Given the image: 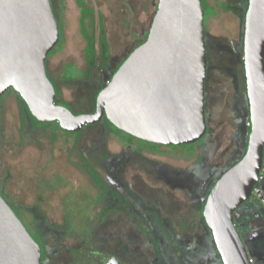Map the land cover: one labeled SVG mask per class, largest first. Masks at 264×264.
Segmentation results:
<instances>
[{"label":"rangeland","instance_id":"rangeland-1","mask_svg":"<svg viewBox=\"0 0 264 264\" xmlns=\"http://www.w3.org/2000/svg\"><path fill=\"white\" fill-rule=\"evenodd\" d=\"M49 1L59 31L46 59L58 89L55 101L91 114L116 60L145 35L156 0H83L86 32L96 48L103 49V37L109 49L107 60L97 53L89 63L79 30L80 0ZM206 1L209 13L214 9L204 23L209 134L190 156L189 146L138 151L149 145L115 137L101 122L85 126L78 143L74 133L55 125L33 128L23 111L20 116L15 92L2 95L0 189L45 240L41 264H222L200 212L213 184L242 159L248 141V0ZM104 181L114 191L108 187L100 199ZM258 192L263 198L254 194L252 201L264 209V189ZM234 219L250 263L264 264L263 217L247 202Z\"/></svg>","mask_w":264,"mask_h":264},{"label":"water","instance_id":"water-1","mask_svg":"<svg viewBox=\"0 0 264 264\" xmlns=\"http://www.w3.org/2000/svg\"><path fill=\"white\" fill-rule=\"evenodd\" d=\"M201 0H158L146 41L121 63L96 95L91 114L55 103L45 62L59 39L49 0H0V98L9 89L39 122L76 132L104 117L136 139L191 143L206 130L205 29ZM243 67L249 134L242 159L212 186L202 207L222 264H251L233 213L257 182L264 149V0H248ZM0 264H41V253L0 194Z\"/></svg>","mask_w":264,"mask_h":264},{"label":"trees","instance_id":"trees-1","mask_svg":"<svg viewBox=\"0 0 264 264\" xmlns=\"http://www.w3.org/2000/svg\"><path fill=\"white\" fill-rule=\"evenodd\" d=\"M157 2L158 0L155 1V5H154V8L152 10V14L150 15V19H149V22H148V25H147V30L145 32V35L143 37H141L140 39H137L129 48V50L124 54L122 55V57H120V59L117 61V63L114 65L113 68H111L110 70V78H109V81L111 80L112 76L114 75V73L117 71V69L119 68V66L121 65V63L129 56V54L132 53V51L134 49H136L137 47H139L140 45H142L145 41H146V38H147V34H148V30H149V27H150V24L152 22V19L154 17V14H155V11H156V6H157ZM84 3H83V0H80L79 1V7L82 8L81 11H80V19H79V30H80V34L82 36V38L84 39L85 43H86V46H85V61L86 63H89L91 60H93V58L95 59V56L96 54L98 53L99 55H101L102 57H104V59L107 60L108 58V54H109V49H108V46L106 44V42L104 41L103 37L101 38V43L103 44L102 47L103 49L101 50L100 46L98 48H96L94 46V37L90 36L87 32H86V29H85V24H84V20L85 18L87 17L88 15V10L87 9H83L84 7ZM201 6H202V9H203V13H204V16H203V24L206 23V20L209 16H211L210 14L214 13V9L212 8L211 12L209 13V8H211V6H209L208 2L206 0H201ZM225 9H226V6H225ZM205 25V24H204ZM102 27V25L100 26ZM206 53V52H205ZM108 62V61H106ZM55 89V93H56V96L58 95V89L56 87H54ZM102 89V88H101ZM100 89V90H101ZM98 90V92L100 91ZM10 92V91H13L12 89H9L7 90L6 92ZM5 92V93H6ZM14 92V91H13ZM95 94V97H94V101H95V98H96V95L97 93ZM4 93V94H5ZM15 95L18 99V109H19V113H20V116L22 114V111L27 115V117L29 118L31 124H32V127L33 128H41V129H47L49 128L51 125H55L56 128L58 130H60L61 132L67 134V135H70L72 133L75 134V141L79 143V138L80 136H82L83 132H84V127L79 130V131H76L75 132H67V131H64L62 130L58 123L54 122V123H43V122H39L37 121L35 118H33L26 106V104L19 98L18 94L15 92ZM1 98H0V105H1ZM55 103L57 105H61V103H64V102H56ZM65 104V103H64ZM70 110V109H69ZM95 110V106L93 107V110H92V113L94 112ZM74 115H79L78 113L70 110ZM101 123L104 124V127L107 129L110 130V132H112L113 136L117 137H121V138H125V139H128L129 141L133 138L131 137L130 135L116 129L115 127H113L111 124H109L107 122V120L103 117L102 120L100 121ZM99 122V123H100ZM20 125L23 126V121L20 122ZM22 126H20V129H22ZM55 138H56V133H52V136H51V142H54L55 141ZM139 140V139H138ZM141 142H144L146 144H148L149 146H153L151 148H154L156 145V143H151V142H145V141H142L140 140ZM198 142H200V140L198 141H195L193 143H190V153L193 151V147L197 146ZM128 143V142H127ZM53 144V143H52ZM79 146V144H78ZM185 146V145H183ZM187 146V145H186ZM189 146V145H188ZM246 148H247V144H245V150H244V153L246 151ZM87 163H89L87 161ZM88 166V165H87ZM86 167H83L84 171H86L87 173H90L89 172V169ZM94 173V171H93ZM0 192H1V189H0ZM2 198L5 200V202L7 203V205L9 207H11L12 211L14 212V214L17 216V218L21 221V223L25 226L26 230L28 231V233L30 234V236L32 237V239L35 241V243L38 245V248L40 249V253H41V262L46 258L47 254L45 252V240L41 237V235L38 233V231L33 228L29 223H26L24 217L22 216V212L21 210L19 209V207H17L16 205H14V202L10 201L8 202L4 196H3V193L1 192L0 193ZM102 193L99 194V198L101 199L102 197ZM23 220H22V218ZM200 217L202 218V209H201V212H200ZM153 248L155 249L156 248V245H155V242H151ZM213 247H214V250L216 251V247H215V244L213 243ZM217 253V257L220 258L218 252L216 251Z\"/></svg>","mask_w":264,"mask_h":264},{"label":"flooded vegetation","instance_id":"flooded-vegetation-1","mask_svg":"<svg viewBox=\"0 0 264 264\" xmlns=\"http://www.w3.org/2000/svg\"><path fill=\"white\" fill-rule=\"evenodd\" d=\"M205 41V40H204ZM124 55V54H123ZM120 59V58H119ZM118 59V60H119ZM118 60H116V63H117V61ZM47 62V61H46ZM46 62H45V68H46ZM46 74H47V68H46ZM47 77H48V79H49V76H48V74H47ZM71 79V78H70ZM68 80L67 79V81H70L71 82V80ZM50 80V79H49ZM50 82L52 83V85H53V87H56L57 88V85L55 86V84H53V82L50 80ZM205 79H204V120H205V127H206V130H205V133H204V135L201 137V138H199L198 140H200V144H198L197 146H195V147H193V151L190 153V151H189V154H187V153H185L186 155H188V156H190V155H192V154H194V152H195V149L196 148H199L204 142H205V140H206V137H207V134H209V131H208V128H207V120H206V117H205V96H206V84H205ZM103 88V87H102ZM99 123V122H98ZM97 124V123H96ZM249 125H250V123H249ZM132 139H136V138H132ZM132 139H131V141L130 142H132ZM136 140H138V139H136ZM198 140H196V141H198ZM146 142V141H145ZM195 142V141H194ZM149 143V142H148ZM191 143H193V142H191ZM245 144H247L246 142H245ZM128 145V144H127ZM154 145H156L157 147H159V149H158V151L160 150V148H162V147H165V148H167V147H170V148H172L173 149V151L172 152H174L176 149L175 148H177V147H183V145H189V148H190V143H185V144H181V145H166V144H154ZM155 146V147H156ZM151 147H153V146H149L148 148H143V149H139L138 151H144V150H148L149 152H151V153H157L158 151H155L153 148H151ZM175 149V150H174ZM243 155H244V153H243ZM234 165H236V164H234ZM232 167V166H231ZM230 167V168H231ZM229 168V169H230ZM96 171V170H95ZM97 172V171H96ZM262 172H264V149H263V156H262V164H261V168H260V171L258 172L259 173V175H258V179H257V182H256V184L254 185V187H253V189H252V191H251V194H250V196H249V198L247 199V201L246 202H244L243 204H246L247 202H249V203H252V205H253V208L256 210V212L258 213V214H260L262 217H263V219H264V209H263V207L262 206H260L258 203H255V201L253 200L252 201V196L254 195V194H256L257 195V197H258V199H260V201H261V199L263 198V197H261L260 195H259V190L262 188V189H264V177H263V175H262ZM216 183V182H215ZM214 183V184H215ZM213 184V185H214ZM108 187L110 188V191H114L113 190V188H114V186H113V188L112 187H110L109 185H108V183H107V181H104V186L102 187V192H103V194L105 193V192H107L108 191ZM259 189V190H258ZM211 190V189H210ZM101 192V193H102ZM210 192V191H209ZM103 194H102V196H103ZM112 194V193H111ZM209 194V193H208ZM100 199H98L97 201H99ZM242 204V205H243ZM241 206V205H240ZM239 206V207H240ZM238 207V208H239ZM238 208H236V210L238 209ZM236 210L234 211V213H233V222L235 221V219H234V216H235V212H236ZM234 226H235V223H234ZM235 228H236V226H235ZM237 230V229H236ZM237 233H238V231H237ZM238 235H239V237H240V234L238 233ZM240 239H241V237H240ZM241 241H242V239H241ZM242 243H243V241H242ZM244 245V244H243Z\"/></svg>","mask_w":264,"mask_h":264},{"label":"built area","instance_id":"built-area-1","mask_svg":"<svg viewBox=\"0 0 264 264\" xmlns=\"http://www.w3.org/2000/svg\"><path fill=\"white\" fill-rule=\"evenodd\" d=\"M250 262H251V260H250Z\"/></svg>","mask_w":264,"mask_h":264}]
</instances>
